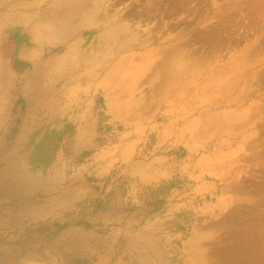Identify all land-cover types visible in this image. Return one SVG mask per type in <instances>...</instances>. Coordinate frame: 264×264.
Returning <instances> with one entry per match:
<instances>
[{"label":"rangeland","instance_id":"1","mask_svg":"<svg viewBox=\"0 0 264 264\" xmlns=\"http://www.w3.org/2000/svg\"><path fill=\"white\" fill-rule=\"evenodd\" d=\"M0 8V264H264V0Z\"/></svg>","mask_w":264,"mask_h":264},{"label":"bare ground","instance_id":"2","mask_svg":"<svg viewBox=\"0 0 264 264\" xmlns=\"http://www.w3.org/2000/svg\"><path fill=\"white\" fill-rule=\"evenodd\" d=\"M8 3V2H7ZM5 5V4H4ZM2 8H0V10H1ZM60 9V8H59ZM4 11V10H3ZM2 19V18H1Z\"/></svg>","mask_w":264,"mask_h":264}]
</instances>
